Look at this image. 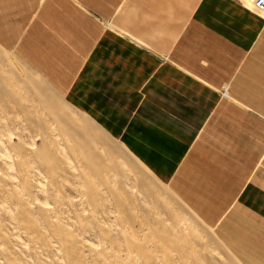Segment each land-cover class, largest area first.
<instances>
[{
	"label": "crops",
	"instance_id": "0c3cea01",
	"mask_svg": "<svg viewBox=\"0 0 264 264\" xmlns=\"http://www.w3.org/2000/svg\"><path fill=\"white\" fill-rule=\"evenodd\" d=\"M253 8L0 0V46L167 186L240 264H264V17Z\"/></svg>",
	"mask_w": 264,
	"mask_h": 264
},
{
	"label": "rangeland",
	"instance_id": "374dc122",
	"mask_svg": "<svg viewBox=\"0 0 264 264\" xmlns=\"http://www.w3.org/2000/svg\"><path fill=\"white\" fill-rule=\"evenodd\" d=\"M0 264L240 263L167 186L0 46Z\"/></svg>",
	"mask_w": 264,
	"mask_h": 264
},
{
	"label": "built area",
	"instance_id": "2783aa9c",
	"mask_svg": "<svg viewBox=\"0 0 264 264\" xmlns=\"http://www.w3.org/2000/svg\"><path fill=\"white\" fill-rule=\"evenodd\" d=\"M254 6L256 11L264 17V0H255Z\"/></svg>",
	"mask_w": 264,
	"mask_h": 264
},
{
	"label": "bare ground",
	"instance_id": "6f19581e",
	"mask_svg": "<svg viewBox=\"0 0 264 264\" xmlns=\"http://www.w3.org/2000/svg\"><path fill=\"white\" fill-rule=\"evenodd\" d=\"M241 2L245 1L247 3H250V6L253 8V2L251 0H240ZM255 7V6H254ZM254 9V8H253ZM256 10V9H255ZM261 16V15H260Z\"/></svg>",
	"mask_w": 264,
	"mask_h": 264
}]
</instances>
